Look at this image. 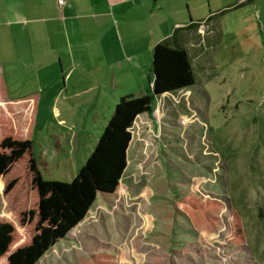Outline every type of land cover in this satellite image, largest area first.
<instances>
[{
	"label": "rangeland",
	"instance_id": "1",
	"mask_svg": "<svg viewBox=\"0 0 264 264\" xmlns=\"http://www.w3.org/2000/svg\"><path fill=\"white\" fill-rule=\"evenodd\" d=\"M238 1L201 2L216 17L195 29V84L135 119L115 194L99 195L36 264H264V0ZM88 81L79 70L40 94L30 129L21 116L2 122L0 137L31 140L43 180L70 182L113 113L105 97L84 93ZM192 201L213 205L198 224Z\"/></svg>",
	"mask_w": 264,
	"mask_h": 264
},
{
	"label": "crops",
	"instance_id": "2",
	"mask_svg": "<svg viewBox=\"0 0 264 264\" xmlns=\"http://www.w3.org/2000/svg\"><path fill=\"white\" fill-rule=\"evenodd\" d=\"M58 1L0 0V108L30 102L36 111L40 94L55 83L66 87L82 70L91 85L84 93L94 90L114 109L119 92L145 94L157 43L184 48L192 65L200 49L195 29L216 17L203 13L204 0Z\"/></svg>",
	"mask_w": 264,
	"mask_h": 264
},
{
	"label": "trees",
	"instance_id": "3",
	"mask_svg": "<svg viewBox=\"0 0 264 264\" xmlns=\"http://www.w3.org/2000/svg\"><path fill=\"white\" fill-rule=\"evenodd\" d=\"M194 84L195 75L187 51L171 47L166 41L157 43L152 49L145 94L119 99L92 152L70 182L46 181L40 177L29 156L31 140L0 137V183L9 214L0 219V264H36L75 230L99 195L102 199L114 195L127 166L130 128L135 119L151 114L158 97L190 89ZM35 107L30 102L2 106L0 129L6 119L18 116L30 129ZM15 171L19 172L14 174ZM15 190L22 194L19 202L13 195ZM192 202L191 209L198 211L192 213V218L198 224L200 211L213 205ZM182 205L183 202L180 209Z\"/></svg>",
	"mask_w": 264,
	"mask_h": 264
},
{
	"label": "built area",
	"instance_id": "4",
	"mask_svg": "<svg viewBox=\"0 0 264 264\" xmlns=\"http://www.w3.org/2000/svg\"><path fill=\"white\" fill-rule=\"evenodd\" d=\"M58 4H59V5H62V4H63V0H59V1H58ZM201 24H202V23H201ZM201 24H199V25H201Z\"/></svg>",
	"mask_w": 264,
	"mask_h": 264
}]
</instances>
